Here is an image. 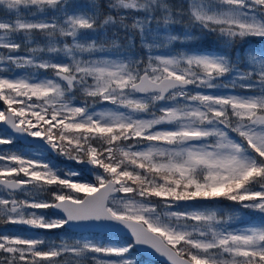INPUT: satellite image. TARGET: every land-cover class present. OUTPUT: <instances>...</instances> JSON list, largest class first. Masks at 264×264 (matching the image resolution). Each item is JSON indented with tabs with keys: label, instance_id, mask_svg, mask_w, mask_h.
Here are the masks:
<instances>
[{
	"label": "snow or ice",
	"instance_id": "obj_1",
	"mask_svg": "<svg viewBox=\"0 0 264 264\" xmlns=\"http://www.w3.org/2000/svg\"><path fill=\"white\" fill-rule=\"evenodd\" d=\"M107 7L117 15L94 0H0V145L24 144L0 150V225L28 229L0 232V264H140L137 246L165 264H264V222L237 229L236 210L217 207L264 216V48L231 52L237 40H264V0ZM110 25L138 35L145 54L131 35L124 44L97 35ZM34 32L43 46H30ZM207 36L225 51L172 47ZM103 104L112 107L97 111ZM49 152L91 166L94 180ZM49 209L62 215L37 211ZM66 225L126 229L130 239L56 244L31 231Z\"/></svg>",
	"mask_w": 264,
	"mask_h": 264
},
{
	"label": "trees",
	"instance_id": "obj_2",
	"mask_svg": "<svg viewBox=\"0 0 264 264\" xmlns=\"http://www.w3.org/2000/svg\"><path fill=\"white\" fill-rule=\"evenodd\" d=\"M109 3V0H97V4L100 5V9L104 14H108L109 12H111V14L115 17L117 15L116 10H110L107 7V4ZM168 3L170 4V6H172L173 11L175 12L180 6H184L185 10L187 9V2H184V0H168ZM124 15H128V19H127V23L131 24L132 21V16L127 14V13H121ZM157 15L159 16L160 14L157 13ZM185 24H174V25H170V31L173 34H178V35H182L185 31V25L187 23V16H185ZM152 27H156V24L153 23ZM89 35H93L92 33H89ZM97 35L100 38H103L104 36H106L107 38H109V40L115 38L118 40V43L120 44H124L126 43L125 38L129 35L133 36L134 38V43L136 45L135 51L143 56L146 52L145 49H142L140 47V39L139 36L136 35L135 33H132L128 30H125L123 28H121L119 25L116 26H107L105 29L100 30L99 33H97ZM175 50H184V49H195V50H216V51H225V49H223L221 42L219 40H217L216 37L214 36H207V37H201L198 40H195L193 42H190L188 44H180V43H175L172 46ZM264 48V40H261L260 38H256V37H247L244 40H237V42L234 44L233 48L231 49L232 54L234 55L236 51L241 52V54L243 55L244 51L247 48ZM243 67V64L241 65ZM47 73V72H46ZM12 147H24L22 145H20L19 143H17L15 146L14 145H7L6 149L12 148ZM5 148H0V150H4ZM45 158L50 160L53 164H55L57 167L61 168V169H67V168H72L74 169L75 167V163L74 161H70L67 160L64 156H58L57 158H53L51 155H49L48 153L45 154ZM79 171H81L82 177H80L79 179H89L90 176L87 175L84 170L81 169L80 166L76 167ZM92 179V178H91ZM47 198L48 195H47ZM153 201L158 202L157 198H152ZM219 206H221L222 208L228 209V210H235L239 207V205L234 204L233 202L230 201H221L219 204ZM10 233H24L26 232L24 229H11L9 230ZM67 232V231H65ZM36 233H40L41 235L44 236L45 239H48L47 237L53 238V237H57V233L55 229L53 230H47L46 232H38L36 231ZM69 233V232H68ZM93 236L98 237V238H103V239H108V238H114V237H107V236H100L97 234H93ZM120 240H125L128 241L129 239L127 238H119ZM134 254L138 255L139 260L141 261L140 264H163V263H159V262H153L150 261L144 257H142L141 255H139L135 250L133 251Z\"/></svg>",
	"mask_w": 264,
	"mask_h": 264
},
{
	"label": "rangeland",
	"instance_id": "obj_3",
	"mask_svg": "<svg viewBox=\"0 0 264 264\" xmlns=\"http://www.w3.org/2000/svg\"><path fill=\"white\" fill-rule=\"evenodd\" d=\"M69 2L72 5H82V6H84V5H90L91 3H93V0H69ZM94 2L97 3V0H94ZM184 2H187V4H188V0H184ZM3 16H4V13H3L2 10H0V17H3ZM33 37H34L35 43L30 45L31 47L43 46L44 45L45 41H44L43 36H42V34L40 32H34L33 33ZM0 51H3V50H0ZM20 54L24 55V54H27V53L26 52H21ZM0 67H4V65H0ZM32 71H34V70L33 69H25V68H16V69H14L13 74L14 75H26V74H28L29 72H32ZM51 75H52L51 71L46 73V72H44V70H40V72H39V76L41 78H43L45 76H49L50 77ZM82 100H83V97L79 93H77V97H76V100L74 102L79 104V103L82 102ZM0 106H2V105H0ZM110 107H112V106L109 105V104L96 105L97 111L101 110V108H110ZM75 165L82 166V164H77V163H75ZM90 168L91 167H83L82 170H84L88 175H90V172H89ZM75 170H77V169H75ZM90 176H91L92 179H88V180L89 181L90 180H94V177L92 175H90ZM0 195H7V194H4V192H2V190H0ZM45 195H46V193H40V194H38V197H42V196L44 197ZM119 195L123 196L124 194L121 193ZM24 198L25 197L23 196L21 199H24ZM217 207L219 209H223L225 213H232L233 212V210H228V209L222 208L219 205H217ZM158 210L163 211L164 210L163 206L160 205L158 207ZM179 210L183 211L184 209L180 208ZM235 210H236L235 211V215L239 219L234 220L232 223H233V226L235 228H237V229H242L243 227H245L246 225H249V224H260L261 222H264V216H262L258 212H251V211L246 210V209H240L239 207L237 209H235ZM38 211H46L50 215V209L49 210H38ZM9 226H12L15 229L23 228L25 230H28L27 226H24V225H9ZM12 227H10V228H12ZM32 230H39V229H32ZM56 232H58L57 233V235H58L57 237H53V238L47 237L48 239H46V240L54 241L56 244H60L63 241H68L69 243H72L75 239H79V238H83V237H89V238H92V239H95V240H104L105 242H108V241H114V242H119V243L126 242L125 240H119L117 237L103 239V238L95 237V236H93L91 234H88V235L87 234L86 235L72 234V233L65 232V228L57 229ZM133 255L139 260L138 255H136L134 253H133ZM64 259L71 260L72 258L69 256V257H65ZM140 263H141V261H140Z\"/></svg>",
	"mask_w": 264,
	"mask_h": 264
},
{
	"label": "water",
	"instance_id": "obj_4",
	"mask_svg": "<svg viewBox=\"0 0 264 264\" xmlns=\"http://www.w3.org/2000/svg\"><path fill=\"white\" fill-rule=\"evenodd\" d=\"M51 154L53 156H56V154L54 153H51ZM85 166H88V165H85ZM184 203L188 204V203H197V202L195 201L181 202V204H184ZM200 203H206V202H200ZM52 212L57 215H62L60 213H57L55 210H52ZM65 227L73 232L80 233V234H85L88 232H96V233L103 234V235L123 236V237H127L130 239V234L128 233L126 229L116 230L113 228H102V227H93V226H84V225H81V226H67L66 225ZM136 250L137 252H139L141 255H143L146 258H149L154 261H160L165 264V258L159 256L158 254H155L152 250L147 249L146 246L145 247L137 246Z\"/></svg>",
	"mask_w": 264,
	"mask_h": 264
},
{
	"label": "flooded vegetation",
	"instance_id": "obj_5",
	"mask_svg": "<svg viewBox=\"0 0 264 264\" xmlns=\"http://www.w3.org/2000/svg\"><path fill=\"white\" fill-rule=\"evenodd\" d=\"M1 147H3V148H5L6 147V145H1ZM0 190H2V189H0ZM2 192H4L3 190H2ZM4 194H6L5 192H4ZM17 196H18V198L19 199H21L24 195L23 194H17ZM43 197V196H42ZM41 197V198H42ZM44 198V197H43ZM38 211V210H37ZM3 226L4 227H8L9 225H0V228H3Z\"/></svg>",
	"mask_w": 264,
	"mask_h": 264
},
{
	"label": "bare ground",
	"instance_id": "obj_6",
	"mask_svg": "<svg viewBox=\"0 0 264 264\" xmlns=\"http://www.w3.org/2000/svg\"><path fill=\"white\" fill-rule=\"evenodd\" d=\"M85 234H97V235H101V234L96 233V232H88V233H85Z\"/></svg>",
	"mask_w": 264,
	"mask_h": 264
}]
</instances>
